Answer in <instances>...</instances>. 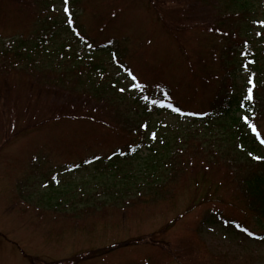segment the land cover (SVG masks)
<instances>
[{"label": "trees", "instance_id": "trees-1", "mask_svg": "<svg viewBox=\"0 0 264 264\" xmlns=\"http://www.w3.org/2000/svg\"><path fill=\"white\" fill-rule=\"evenodd\" d=\"M50 1L0 0V8L10 10L19 28L16 39L0 45V106L18 109L19 100H26L21 114L26 124L18 128L20 133L56 121L91 120L97 125L100 132L92 135L101 146L93 151H101L91 153L88 162L95 165V181L118 198L111 204L100 203V210L89 206L75 210L77 215L84 220L94 218L93 227L99 220L110 224V214L138 216L146 207L173 206L178 191L191 193L181 205L183 210L157 233L171 234L169 241H156L155 234L139 236L121 242L123 245L116 243L101 252L92 250L56 264H81L116 250L123 252L122 248L147 237L157 254L134 264H147L149 257L150 264H255L256 246L244 248L240 255L217 253L201 239L200 231L204 223L220 222L223 230L242 236L248 245L264 243V144L260 142L264 140V0H161L158 5L157 0H148L156 14L154 24L166 29L170 40H163L159 33L162 43L153 57L167 49L168 56L184 57L188 51L187 45L180 44L183 37L201 35L196 34L192 42L196 48L193 54L184 57L189 85L197 96V109L185 113L172 110L181 105L174 103L170 83L145 95L147 101L145 96H130L115 87L118 81L112 80L108 67L117 64L126 70L129 65L124 59H135L136 52H145L150 35L142 25L121 21V9L108 14L101 10L92 20L95 12L81 4L95 0H72L84 10L88 29L97 27L101 37L91 36L84 24H79L76 36L62 38L58 23L48 15ZM113 24L119 28L114 31L120 37L109 32ZM133 29L136 31L131 32ZM130 42L135 43L131 51L127 46ZM104 57L116 60L106 64ZM245 74L254 80L246 83V92L241 83ZM182 81L185 79L180 85ZM249 89L251 99L247 98ZM58 97L62 99L60 106ZM49 104L53 110L48 109ZM29 108L35 111L30 113ZM33 114L36 118L29 119ZM162 114L177 120L169 123L158 119ZM243 117H248L247 123ZM19 118L0 108V123L7 125ZM249 124L255 125L259 138ZM112 131L115 139H111ZM17 132L2 135L0 150L15 139ZM105 142L115 144L103 146ZM84 163L76 161L74 166L80 168ZM68 188L58 192L60 196L54 194L53 199H59L56 205L70 203L62 199ZM205 206L207 215L212 216L203 214L197 220V235L174 234L181 219ZM77 215L72 214L73 219ZM251 222L262 235L251 230ZM112 224L119 225L120 221ZM243 246L239 242L240 249Z\"/></svg>", "mask_w": 264, "mask_h": 264}, {"label": "rangeland", "instance_id": "rangeland-1", "mask_svg": "<svg viewBox=\"0 0 264 264\" xmlns=\"http://www.w3.org/2000/svg\"><path fill=\"white\" fill-rule=\"evenodd\" d=\"M160 1L157 0V5ZM163 1L167 2L169 0ZM87 2L88 5L84 3L81 5L95 12L92 20H94V16L99 15L101 10L108 14L112 9H121L122 12L118 15L121 21L127 20L134 26L142 25L144 31L150 35V41L147 43L144 53L138 51L135 59H124L127 65L129 63L135 64V67L141 72V78L144 79L143 92L132 89L125 75H118V70L110 66V72L114 79L118 81V83H115L117 89L123 88V92H127V95L130 96L138 94L144 97L155 90L153 88L158 86L156 82L171 83L177 79V74L181 72V79H185V82H181L182 87L176 95V100L185 109H197L195 105L197 96L194 93V87L190 88L191 78L185 73L186 65H184L183 59L188 53L189 57L193 54L192 50L196 48L195 43L192 44V42L196 38V34L201 36L199 33L183 37L180 44L182 46L187 45L185 48L188 51V53L185 51L183 59L179 56V58L168 56L169 49L167 51L161 50L156 57H153L154 51L160 47L159 42L162 43L161 36L163 35V40L165 38L169 40V33L161 26L159 28L158 24H154L156 22L153 20V15L156 14L149 7L148 0H95ZM50 3L48 15L51 20L60 22L59 30L63 36L71 35L72 31L68 23L71 12L65 11V0H51ZM73 9L74 11L79 9L78 3L74 4ZM80 15H83V13ZM3 18L6 20L4 21ZM80 23L84 24L91 36L101 37L98 36L97 27L88 29V21L85 17L80 18ZM115 24L109 26V32L119 36L114 31L119 29L115 27ZM18 29L16 19L10 10L0 8V41L13 39ZM140 30L138 29V32ZM135 31L134 29L131 30V32ZM159 33H161V36H159ZM134 44L132 42L127 44L130 51ZM189 57L186 56L185 58ZM105 59L106 62L109 61L108 57ZM147 76L152 81H149L146 78ZM244 81L241 83L244 84ZM179 82L180 79L176 81L173 89ZM58 98L57 104L60 106L62 99ZM25 103L26 100L20 99L18 109L12 106H0L1 109L7 108L9 112L15 113L17 117L20 116L18 122L11 119L7 125L4 123L5 121L0 123V144L4 141V139H1L3 134L19 132L9 145L0 150V264H56V261L66 260L90 250L98 253L104 250V247L116 243L123 245L121 242L139 236L155 234L156 241H159V239L169 241L171 239V234L158 236L157 233L162 227L173 221L175 213L183 210L181 205H183L184 200L189 199L191 196V193L185 190L178 191L173 206L165 203L156 207H146L138 216L125 217L122 212L120 214H110L107 218L110 224H107L106 220H99L93 227L92 220L94 218L75 221L72 215L65 216L85 206L100 210V203L111 204L113 200L118 198L117 194L111 195L98 180L95 181L93 177L94 174L96 175L94 164L81 171L80 178V172L72 173L75 170L73 166L76 161L77 163L81 161L86 163L90 161L91 153L101 151L96 149L90 152L91 142L94 145L101 146V144L96 143L100 140L93 139L92 135V133H99L100 131H97V125L88 120L81 123L78 121L49 122L20 133L22 130H18V128L26 124V121L21 117L23 110L26 109ZM49 108L53 110L51 104L48 105ZM29 111L33 113L35 110L29 108ZM34 118H36L35 114L29 119L34 120ZM157 118L166 120L169 123L177 120L176 117L166 114ZM99 129L102 132V128L99 127ZM263 130L264 128L261 129V131ZM111 135V139H115L116 134L113 131ZM85 138H88L90 142H87ZM108 144L114 145L115 143L105 142L103 146ZM93 148L97 147L93 146ZM79 179L80 181H78ZM88 181L89 184H87ZM74 182H80V184L72 188L69 197L67 195L65 199L63 198V200L67 199L70 202L68 207L64 208V206L56 205L59 199L56 196V200L53 201L52 195L59 187L58 184L66 183L65 188H67ZM183 191L185 192L182 193ZM43 197H47V200ZM207 209L208 206L192 210L190 214L179 221L176 229H173L174 234L197 235L194 234L197 220H200L203 214L212 216V213L207 215ZM96 219H98L97 216ZM213 219L218 222L217 218L213 217ZM113 221H120V224L113 225ZM219 224L209 222L204 223L202 226L201 239L208 248L215 250L217 253L226 252L230 255H240L244 248L254 245V247L256 246L255 256L257 257L255 264H264V243L260 245L254 242L248 245L242 236H235L226 232L221 228L222 223L219 222ZM250 227L254 233L262 235L259 227L254 222H251ZM150 241V238L147 237L145 241H139L137 244L122 248L123 252L116 250L111 254L102 255L81 264L143 263L142 260L148 255H152L151 253L157 254V251L151 247ZM239 242L245 245L242 249L239 247ZM145 261L150 264V257Z\"/></svg>", "mask_w": 264, "mask_h": 264}, {"label": "snow or ice", "instance_id": "snow-or-ice-1", "mask_svg": "<svg viewBox=\"0 0 264 264\" xmlns=\"http://www.w3.org/2000/svg\"><path fill=\"white\" fill-rule=\"evenodd\" d=\"M65 4H67V0H65ZM65 11L67 12L68 9L65 8ZM71 23H72V21L69 19V24H71ZM129 76L131 77V80H132V82H133V83H132V87H133L134 89H136V90H142V89L144 88V85H142V84L136 82V79H137V78H136L134 75H132L131 73H129ZM249 83H251V81H249ZM120 91L123 92L124 89L122 88V89H120ZM247 98H248V99H251V89H249V95H248ZM144 99L147 101V100H148V97L145 96ZM152 103H153V104H156L157 101H152ZM161 106H164V105H161ZM167 107H170V108H171L172 106H171V105H167ZM172 110L175 111V112H177V113L180 112V109H179V108H173ZM243 119L245 120V123L248 122V117H243ZM249 127L251 128L252 132L256 134L257 138H259L260 133L257 131L255 125H251V124H249ZM153 136H155V134H153ZM260 142H261L262 144H264V140H261ZM257 159H260V158L257 157ZM237 227H239V225H237ZM242 230H243V231H247V229H242ZM249 235H251V233H249Z\"/></svg>", "mask_w": 264, "mask_h": 264}]
</instances>
